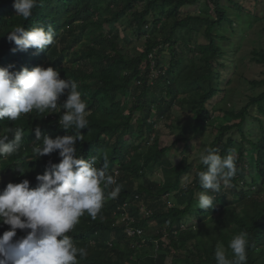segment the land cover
I'll return each mask as SVG.
<instances>
[{"label":"trees","instance_id":"16d2710c","mask_svg":"<svg viewBox=\"0 0 264 264\" xmlns=\"http://www.w3.org/2000/svg\"><path fill=\"white\" fill-rule=\"evenodd\" d=\"M260 1L38 0L25 20L15 14L14 0H0V67L11 65L10 71H16L21 63H47L61 79L74 81L88 106V126L80 130L83 138L76 143L77 156L96 157L97 167L107 157L105 175L115 180L105 189L107 202L96 218H85L76 228L74 234L87 251L81 264H216V247L222 244L227 249L241 231L248 234L247 264H264V74L248 82L259 92L247 96L238 110L212 103L217 96L221 95V103L229 97L227 86L236 68L233 59L246 36L234 27V23L240 26L236 18L254 15ZM17 25L25 29L51 25L54 43L43 51L33 47L22 51L7 40V33ZM250 25L244 23L247 29ZM139 40L140 53L137 47H121L122 42L130 45ZM69 49L73 51L63 54ZM166 50L170 58L165 61ZM250 61L264 66L263 50H253ZM64 63L71 66L63 67ZM150 71L157 73L153 85L148 84ZM65 99L61 96L59 101ZM176 106L190 116L187 128L195 137L211 128L216 135L208 147L218 149L222 157L235 158L236 173L229 184L209 193L214 196L211 209H195L199 193L205 191L197 173L205 166L199 159L196 163L183 159L175 166L170 148L159 146L158 123L169 119ZM121 109L128 113L126 122ZM35 116L14 123L0 121V135L11 127L22 129L24 136L19 152L0 167L7 172L17 160L18 165L30 167V172L13 173L3 187L27 179L34 188L38 182L31 172L43 174L49 162L58 163L53 157L59 150L35 159L34 130L39 127L50 138L72 130L65 133L59 118ZM220 119L230 123L217 128ZM130 134L143 137L142 141L130 146L124 140ZM157 172L163 180H151ZM117 186L118 195L111 197ZM118 207L121 212L127 209L138 228L155 225L159 232L143 241L128 238L116 222ZM144 211L149 212L147 217ZM228 253L231 256L230 249Z\"/></svg>","mask_w":264,"mask_h":264},{"label":"clouds","instance_id":"9594fccd","mask_svg":"<svg viewBox=\"0 0 264 264\" xmlns=\"http://www.w3.org/2000/svg\"><path fill=\"white\" fill-rule=\"evenodd\" d=\"M37 4L38 0H14L13 8L16 15L26 20ZM54 35L51 25L28 29L17 25L7 33V40L22 51L30 47L43 51L54 43ZM11 67H0V121L14 123L44 113V119L59 118L58 123L65 133L72 131L50 138L42 135L39 127L35 128L37 145L32 148L35 159L54 150L59 153L53 157L58 163L49 162L43 174L31 172L38 182L34 188L27 179L8 182L3 187L13 173L30 172L28 165H18L17 160L13 162L16 167L7 172L0 167L3 177L0 183V264H81L87 251L81 246L83 241L74 234L76 228L83 219L96 218L107 202L105 189L115 184L111 176L105 175L107 157L105 163L97 167L96 157L77 156L76 143L83 138L80 130L88 126V106L74 81L61 79L58 70L47 67V63L37 66L32 62L21 63L16 71H10ZM61 96H66L63 102L59 101ZM23 139L20 128L8 127L5 134L0 135V164L19 152ZM197 155L206 170L197 173L199 185L205 191L199 193L195 209L207 210L214 206V196L209 193L219 192L221 184H229L234 177L235 158L233 155L222 157L218 149L212 147L204 148ZM8 174L10 179L5 178ZM119 191L117 186L110 192L111 197H116ZM117 210L120 213L116 222L123 226L126 236L143 241L145 231L135 226L134 217L127 209L121 212L118 207ZM140 210H144L143 204ZM144 215L147 217L149 212L144 211ZM247 236L241 231L231 238L227 249L218 245L214 252L216 264H247ZM156 243L157 240L154 245Z\"/></svg>","mask_w":264,"mask_h":264},{"label":"rangeland","instance_id":"374dc122","mask_svg":"<svg viewBox=\"0 0 264 264\" xmlns=\"http://www.w3.org/2000/svg\"><path fill=\"white\" fill-rule=\"evenodd\" d=\"M200 12L211 13L210 10L205 9H201ZM231 12L232 15L236 14V10H232ZM254 13V15H251V17L248 16V18L243 15L236 18L237 22L240 24L239 27L236 23H234V27L238 28V30L246 36L241 43V48L238 50L235 56V60L233 59L236 68L231 75L232 83L231 85L227 86L229 97L223 103H221V95L215 97L212 100V103H216L218 108H235L238 110L247 103V96L259 92V90L250 87L248 82L256 78H261L264 74V66L256 65L250 61L253 50H263L264 52V0L260 1ZM248 21L251 22V25L247 29L246 26L244 27V23ZM141 43L142 40L134 41L130 45H126L124 42H122L121 47L124 48V50H129L133 47H137L136 53H140L142 51ZM72 48L76 49L75 47ZM72 51L73 49H69L67 52H63V54L70 53ZM164 57L165 61L170 58L169 52L167 50L164 52ZM70 66L71 65L68 63L63 64V67L66 68ZM153 74L155 75L154 79H156L157 73L153 72ZM156 84L161 86L162 82H159L157 80ZM173 109V115L169 119L164 118L158 123L156 133L159 132L160 136L159 146L160 148H170V158L175 166L181 163L183 159H189L190 162L196 163L199 157L195 152L202 151L204 148L208 147V144L213 140L216 133L211 128H206L205 131H202L199 136L195 137V135H193V131L187 128L189 126L188 124H191L192 121L190 119V116L180 111L177 106ZM120 112L122 114V121L126 122L128 119V113L124 109H121ZM216 116H222V114H217ZM220 120L221 121L215 124L217 128L224 122H226V124L230 123V121L227 122L222 119ZM174 127L179 128L173 130ZM180 128H182V131H180ZM181 132L183 136H180ZM179 137H183L185 140L182 138L180 141H177ZM142 138L143 137H135L134 135L130 134L127 135L124 140L128 142L130 146H132V144L137 145L138 143H140L142 141ZM24 170L29 169L24 168ZM2 178L3 177L0 176V183ZM5 178L10 179V174L5 176ZM161 179L163 180V175L161 174V172L154 173V175L151 177V180ZM144 231L146 238H152L157 234L158 227L155 225H149Z\"/></svg>","mask_w":264,"mask_h":264},{"label":"built area","instance_id":"2783aa9c","mask_svg":"<svg viewBox=\"0 0 264 264\" xmlns=\"http://www.w3.org/2000/svg\"><path fill=\"white\" fill-rule=\"evenodd\" d=\"M154 74H153V72H151L150 71V74H149V80H148V83H149V85H153V81H155L156 79H154ZM157 76V75H156ZM129 235L131 234V232L130 233H128ZM137 234H141V232L140 231H137ZM155 248L156 249H158V244L156 243L155 244Z\"/></svg>","mask_w":264,"mask_h":264}]
</instances>
